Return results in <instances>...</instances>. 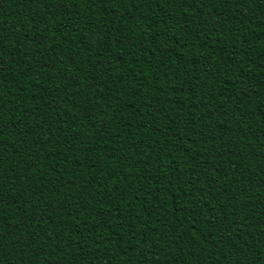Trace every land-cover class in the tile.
Here are the masks:
<instances>
[{
    "label": "trees",
    "instance_id": "16d2710c",
    "mask_svg": "<svg viewBox=\"0 0 264 264\" xmlns=\"http://www.w3.org/2000/svg\"><path fill=\"white\" fill-rule=\"evenodd\" d=\"M0 264H264V0H0Z\"/></svg>",
    "mask_w": 264,
    "mask_h": 264
}]
</instances>
